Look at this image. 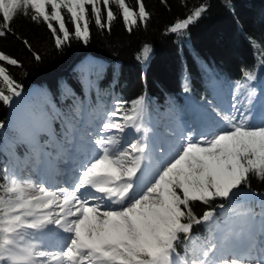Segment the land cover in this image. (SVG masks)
<instances>
[{
    "label": "snow or ice",
    "instance_id": "obj_1",
    "mask_svg": "<svg viewBox=\"0 0 264 264\" xmlns=\"http://www.w3.org/2000/svg\"><path fill=\"white\" fill-rule=\"evenodd\" d=\"M112 4L129 31L149 16L142 0L138 9L126 0H0V37L11 31L17 15H30L47 25L57 48L73 36L86 44L89 8L95 25L110 31L117 18ZM62 10L69 14L71 30ZM205 10L201 6L169 31L186 30ZM23 43L31 51V44ZM0 62L19 65L2 52ZM255 79L245 71L235 84L242 99L234 96L227 110L211 107L202 127L173 131L160 143L149 135L144 97L130 109L117 101L98 134L88 133L87 144L77 149L80 159L65 185L36 182L23 170L6 169L0 179V264H264V196L259 211L248 207L238 213L252 222L259 217V234L254 228L230 227L217 219L215 208L197 216L192 207L196 202L211 206L218 199L230 208L239 206L251 178L264 181V105L258 117ZM0 85L5 105L22 95L23 87L2 65ZM127 130L139 135L122 139ZM202 223L214 224L215 233L203 240L192 237L193 226ZM182 234L191 244H185L183 254L177 247ZM51 235L56 247L46 242ZM218 244L236 253L217 256Z\"/></svg>",
    "mask_w": 264,
    "mask_h": 264
},
{
    "label": "trees",
    "instance_id": "obj_2",
    "mask_svg": "<svg viewBox=\"0 0 264 264\" xmlns=\"http://www.w3.org/2000/svg\"><path fill=\"white\" fill-rule=\"evenodd\" d=\"M142 2L149 16L131 31L123 23L115 4L112 9L117 18L110 31L95 25L89 8V41L85 44L73 36L61 48L55 46L45 23L31 20L30 15H17L11 21V31L0 37V52L17 59L19 65L6 62L0 65L6 67L10 76L23 87V92L11 105L0 102V124H3L0 127V179L9 161L21 160L25 151L33 146V139L27 134L21 137L14 128L13 118H9L16 99L24 101L19 115H54L55 119L49 123L51 132L56 134L64 125L71 93L82 99L87 97L94 103L97 93L112 91L116 101L127 102L128 109L134 101L144 97V119L150 126L153 117L174 115L185 97L200 111L204 103L220 109L222 102L229 100L236 81L243 79L245 71L255 75L251 86L256 88L257 96L264 98L261 95L264 89V0ZM126 3L138 9L137 0H126ZM201 6L206 10L186 30L169 31L177 21L187 18ZM62 11L71 30L69 14ZM24 40L31 44V51ZM33 53L41 58L36 60ZM88 58L102 64L91 66L85 61ZM85 70H90L89 77L95 83L88 96L80 80ZM20 120L24 122L23 118ZM32 133L40 141L47 136L43 129ZM249 191L259 195L250 196ZM260 196H264V181L252 177L250 190L244 189L241 197L244 203L239 206L230 208L228 201L218 199L211 206L196 202L192 207L197 216L209 207L215 208L217 219L222 221L227 213L249 206L259 211ZM219 204H225V210L219 209ZM213 233L214 224L202 223L193 226L191 236L203 240ZM185 244L191 247L182 234L177 246L181 254Z\"/></svg>",
    "mask_w": 264,
    "mask_h": 264
},
{
    "label": "rangeland",
    "instance_id": "obj_3",
    "mask_svg": "<svg viewBox=\"0 0 264 264\" xmlns=\"http://www.w3.org/2000/svg\"><path fill=\"white\" fill-rule=\"evenodd\" d=\"M89 65L91 66H96L97 64H102L101 62L93 59V58H88L85 60ZM90 70H85L82 72L80 75V80L83 85V91L84 93L88 96L90 87H94L95 83L91 80L89 77ZM101 93V95H100ZM99 94L95 95V101L94 103L90 102L89 99L84 98L82 99L78 94L71 93L67 103L69 104L68 106V111L67 116L63 119L64 125L63 127H59L57 130L56 134L52 133L51 128H50V123L52 120H54V115H45V114H34L30 116H24V115H19L21 113V108L24 104L23 100L16 99L15 103L13 104V108L10 111L9 118H13L12 122L14 123V128H16L19 132V135L22 137L23 135H29L30 138H32L33 146L29 148L28 150L25 151L24 155L22 156L21 160L14 159L11 162L7 164V170L9 171H20L23 170L24 176L28 177L30 176L33 181L39 182V176L44 179L45 173H42V169L44 167L43 165V159H44V154L49 158V162H53L54 166H57L58 168H64L63 165L65 166L66 163L64 162L65 159H68L67 157L63 156L62 158L56 159V153H57V148H61L63 150V153L68 155V150H70L69 146H64L65 144H68V142H78L80 145L84 146L87 144V137L83 135L84 129L86 126L85 123V118H89L90 121L95 122L96 115L98 113H102L104 119H106V113L108 111H111L114 109L116 106V100L114 99V95L112 91H108L106 93L100 92ZM32 96V95H31ZM234 96H239L241 99L243 98L242 93H238L236 91V87L234 86L230 95V98L228 101H223L222 106L220 109H225L227 110L229 108L230 103L233 101ZM254 107L253 111L257 114L259 117L262 112V105H264V98L260 96H256V99L254 101ZM204 113L207 116L208 113L211 110V107L208 103H204ZM102 109V110H101ZM128 109V108H126ZM197 111L194 108L193 103L187 98H184V102L180 107L176 110L174 115H163L161 118L158 117H153L150 124L151 126L147 123L146 125L152 129V132L149 134L152 140H155L157 143L167 141L168 138L171 136L173 131H176L177 133L184 129L182 127V122L183 123L186 121L188 122L187 119H189L191 116L195 118V121L193 124H190L189 122L185 124V129L187 127H202V123L205 122L206 118H202L201 116H196ZM17 116V117H16ZM30 118V120L28 119ZM23 118V123L21 122L20 119ZM197 118V119H196ZM202 120V123H201ZM19 122V123H18ZM102 121L99 122L97 125V128H99L100 124ZM201 125V126H200ZM43 132L46 133V137L44 140L40 141L37 140L34 134L32 133L33 130H42ZM93 135L98 134V132H93ZM119 135V134H117ZM139 134H135L131 130H127L126 134L122 139H132L138 136ZM21 139V138H20ZM58 139V140H57ZM23 141V140H22ZM60 141V143H59ZM44 153V154H43ZM75 158L79 161L80 156L79 152H74ZM71 155H73L71 153ZM65 158V159H64ZM27 163H30L29 166L30 168H25L22 167V165L25 163V161H28ZM26 163V164H27ZM25 164V165H26ZM21 167V168H20ZM75 167V166H74ZM70 168V167H69ZM68 168V169H69ZM66 169V167H65ZM71 169V168H70ZM71 175L73 174V168L70 171ZM60 178L63 179V175L59 176ZM49 180V177H46L45 180ZM65 185L64 181H61L58 183V185ZM50 185V183H49ZM261 203L260 200L257 201V204L259 205ZM250 207V206H249ZM247 209V208H246ZM246 209H243L242 211H233L227 213L223 218L222 221H227L229 226L239 230L241 227L245 228L246 230L249 228H254L255 232L260 231V228H257L256 225L253 224L252 221L248 220L246 217L238 215V213H241L245 211ZM259 219V217H257ZM52 237V238H51ZM47 243H50L53 247H56L57 245V238L55 235L49 236L47 238ZM218 243V242H217ZM236 253V250L232 248H221L219 247L218 244V251L216 253L217 256H231Z\"/></svg>",
    "mask_w": 264,
    "mask_h": 264
},
{
    "label": "bare ground",
    "instance_id": "obj_4",
    "mask_svg": "<svg viewBox=\"0 0 264 264\" xmlns=\"http://www.w3.org/2000/svg\"><path fill=\"white\" fill-rule=\"evenodd\" d=\"M242 95H243V93H242ZM95 119H96L95 120L96 124H94V121L93 122L90 121L89 118H87V117L85 118L86 126H85V129H84L83 135L86 136L87 139H89V137L87 135L88 133L97 132V129H98L97 125L99 124L100 121L104 120L103 114L102 113H98L96 115ZM187 120H188V122L190 124H193V122L195 121V118L191 116ZM183 121H181L182 122L181 124H182V127L185 129V124H187L188 122L185 121L183 123ZM64 146H69V148H70V150H68L69 154L66 155V154L63 153V150L61 148H57V153H56V156H55L56 159L54 160V163H55L56 160H58V159L62 158L63 156H65V157H67L69 159L70 162L66 163L65 166L63 165L64 168L65 167H66V169L69 168L70 167L69 165H72L73 167L77 166L78 160L75 159V155H74L75 153L74 152H78L77 149L81 148L82 145H80L78 142L72 141L70 143L68 142V144H65ZM71 153L73 155H71ZM43 162H44L43 163L44 167L42 169L43 170L42 173H45V176L49 177L50 185H58V183L62 181V178H60L59 176H62V175H63V178L65 177L66 181H70L71 180V177H72L71 173L70 172H66V171H62L57 166H54L53 162L51 163V165L49 164L50 165V171L48 172L47 163H49V161H48V158L45 155H44ZM30 163H31V161H30ZM30 163H27L26 165L29 166ZM26 165L24 166V168L26 167ZM26 168H30V167H26ZM48 174H51V175L49 176ZM66 174H69V177ZM253 224L256 225L257 228H260L259 219H257L256 222H253ZM256 233L259 234V231L256 232Z\"/></svg>",
    "mask_w": 264,
    "mask_h": 264
}]
</instances>
